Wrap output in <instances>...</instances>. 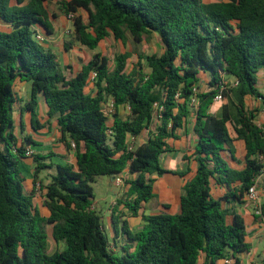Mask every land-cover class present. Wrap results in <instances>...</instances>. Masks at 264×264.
Instances as JSON below:
<instances>
[{
	"label": "trees",
	"instance_id": "obj_1",
	"mask_svg": "<svg viewBox=\"0 0 264 264\" xmlns=\"http://www.w3.org/2000/svg\"><path fill=\"white\" fill-rule=\"evenodd\" d=\"M48 2L65 16L87 13L86 22L74 17L73 28L75 39L89 49L110 36L125 45L128 32L137 42L154 37L161 53L144 58L148 71L142 57L127 71L128 51L115 56L111 70L109 59L95 53L67 78L56 56L36 39L40 31L53 33ZM262 67L264 0H0V264H217L225 259L241 264L240 255L250 248L245 221L223 203H245V192L262 167L257 110L246 107L247 98L264 103L257 88ZM92 71L94 95L85 92ZM17 81L30 84L22 111L30 113L31 127L44 126L35 112L42 98L48 117L56 118L60 142L75 145V166L47 165L52 153L33 158L35 185L43 169H55L42 186L47 217L34 208L33 192L23 187L20 162L31 141L25 136L19 144L14 133ZM219 92L223 103L212 113ZM108 100L114 106L110 135L101 110ZM121 106L129 109L125 120L118 113ZM190 119L197 136L196 169L182 186L179 211L170 213L163 204L164 211L145 214L142 206L154 198L155 179L182 175L164 169L160 157L172 151L167 140L175 139ZM19 125L23 132L21 120ZM144 130L145 141L129 150L127 136L137 139ZM230 132L244 143L240 171L223 158L234 153ZM124 172L128 188L116 204L144 224L132 231L111 212L114 235L124 243L114 250L103 216L93 208L91 183ZM212 181L228 190L224 197L210 196ZM49 244L56 247L51 253Z\"/></svg>",
	"mask_w": 264,
	"mask_h": 264
},
{
	"label": "crops",
	"instance_id": "obj_2",
	"mask_svg": "<svg viewBox=\"0 0 264 264\" xmlns=\"http://www.w3.org/2000/svg\"><path fill=\"white\" fill-rule=\"evenodd\" d=\"M215 2V1H214ZM211 3V2H209ZM43 38L44 42L48 40V36L45 35L42 31L40 33ZM264 73V67H262L259 72L257 73V83L259 81V75ZM74 75V74H73ZM72 75V76H73ZM203 81H207L206 78L202 75ZM93 83H89L86 88L85 92L91 95L95 94V85ZM14 91L17 96V102L14 107V119L16 123L15 134L18 137V143L20 144L23 137L27 136L30 138L31 143L26 145V150L32 152L31 157L24 156V158L20 162V169H21V176L23 178V187L26 193L33 192V206L34 208L44 217L49 215V211L45 206L44 203V186L48 183L49 178L51 175L55 173V169L48 167L43 169L38 174V182L36 185L34 184V156L36 155H46L48 153H52V156L45 161V163L57 165V164H70L75 166L76 158H75V149L70 147H66L63 143L60 142L61 135L59 133V129L57 126L56 118L52 117L49 118L47 115L48 107L46 106L44 100L41 98L38 101V104L35 108V112L37 118L41 124L44 126L40 129L34 130L30 124V113L28 111H22V106H25L30 99V84L23 81H17L14 84ZM248 99V98H247ZM247 99H246V107L247 106ZM223 103V102H222ZM213 104L211 106L210 112L216 113L220 108L221 104ZM120 108V107H119ZM119 113V111H118ZM262 118V116H260ZM122 119V118H121ZM127 119V118H126ZM257 120L263 121L256 117ZM23 123V132L20 131L19 121ZM125 120V119H123ZM192 122L187 123L185 127L180 129L178 132H175L176 138H170L167 140L168 145L172 148L171 152L163 153L160 157L161 166L166 170L171 171H181V177L179 175L166 173L160 178H156L153 184V192L154 196L156 193H160L161 199L160 202L166 204L169 209L170 213H177L179 211V201L180 195L176 196L177 189L181 185V193H182V186L185 182L189 181L195 174L196 165L195 162L192 160V155L194 151V147L197 142V136L192 130L193 127V119ZM113 119L111 117L107 118V126H111ZM19 130V132H18ZM230 136L232 139L231 148L233 149V154L231 155L228 152L223 154V158L228 162L230 168L240 171L244 167L245 161V149L244 143L241 140L236 139V135L234 132H230ZM186 156L188 159L185 160L183 157ZM129 177L127 172H124L122 175ZM113 180V177H110ZM125 179V178H124ZM42 185H41V184ZM128 188V185H126ZM210 196L213 199H219L224 197L227 193V189L215 184L214 181L210 183ZM262 202L264 205V194L262 195ZM152 200V199H151ZM150 200V201H151ZM149 201V202H150ZM147 202V203H149ZM165 202V203H164ZM162 203L161 206L163 205ZM250 208V210L248 209ZM93 208L95 209L94 205ZM223 208H227L232 212H235L241 215L245 221L246 225V240L250 244V248L248 252L243 253L240 255L241 264H261V260L264 257V245H263V253L261 254V258H258V247L256 242L262 239V234L264 233V225L258 224L256 221V217L250 213L251 206L245 199V203H233L227 204L223 203ZM144 210V205L142 207V212ZM161 211V210H160ZM108 217V223L105 226L109 229L110 238L113 242V245L116 246L113 249H119L124 243L123 239L119 236L114 235L111 225V210ZM159 212V211H158ZM151 214V213H150ZM258 219V218H257ZM126 220V219H125ZM131 220L135 221L134 224L139 223L138 228L136 230L133 229L131 225ZM137 220H140L137 222ZM128 225L132 231H138L142 228L144 222L142 221L140 216L132 217L128 216L127 220ZM107 231V230H106ZM261 259V260H260ZM233 262V261H232ZM217 264H224L223 261H219Z\"/></svg>",
	"mask_w": 264,
	"mask_h": 264
},
{
	"label": "rangeland",
	"instance_id": "obj_3",
	"mask_svg": "<svg viewBox=\"0 0 264 264\" xmlns=\"http://www.w3.org/2000/svg\"><path fill=\"white\" fill-rule=\"evenodd\" d=\"M201 1L204 3H209L217 0H201ZM46 6L50 14V21L53 26V33L52 35L48 36L50 38H48L47 42L46 41L44 42V38L40 34L43 38L41 41V45L44 48L52 51V53L56 56L57 62L67 78L71 77L73 74L75 75L80 70V66L88 62L92 57V55L95 53H99L102 56H105L109 59L108 65L111 70L115 66V56L121 52L128 51L130 53V58L127 61V71H130L132 69V66L137 64L138 57L143 58V60L140 61L143 70L148 71L147 64L144 58L147 55H151L154 53L155 54L161 53L160 46L158 45L154 37L143 36L142 40L137 42L128 32L125 33L126 36L125 45H123L120 41H116L112 36H110L100 41V43L95 49H89L81 45L75 39L74 28H73L74 17L80 16V18L84 22H86L87 13L82 10H79L77 14L74 16L73 15L65 16L59 10V7L54 2H48ZM89 82L93 83L92 85H94L95 81H89ZM257 88L261 93H264V73L259 75ZM222 102L223 101L221 99L220 101L215 102V104H219ZM247 106L252 110H257L258 118L263 120L264 122V103L261 99L248 98ZM110 115L109 117L112 118V116ZM119 116L122 119L128 118L129 109L127 106H121L119 108ZM260 116H262V118H260ZM190 122H192L191 119L189 120L188 123ZM146 136L147 134L146 131L144 130L141 133V135L135 140V146L144 142ZM124 178L126 179V177H123L121 185L119 186H116L114 184V181L111 180L110 177L108 176L96 177L95 180L91 183V187L93 191V205L95 207V210H97V212H99L103 216V220H102L103 227L107 230L108 235H110L109 229L105 227L108 223L107 219L110 214L108 210H111V212H113V215L115 214V216H122L120 220L123 219L127 220V217L129 216L128 212L121 204L120 205L116 204L118 200H124L126 195L127 188ZM176 189H177L176 196L181 195V185ZM160 199H161L160 193H156L154 198L149 203L143 204L144 213L150 214V213H156L160 210L164 211L162 210V206L160 204L162 202H160ZM249 206L251 205L249 204ZM248 209L250 210L249 207ZM250 213L252 212L250 211ZM255 219L258 224H262L260 219L257 218ZM139 221L140 220H137V222ZM130 222L131 225L133 226V229L136 230L139 226L138 225L139 223L134 224L133 222L135 221L133 220H131ZM256 244L259 250L258 258H261L260 256L263 253V245H264V233L262 234V239L258 240ZM55 248L56 247L53 244L48 245V251L50 253L54 251Z\"/></svg>",
	"mask_w": 264,
	"mask_h": 264
},
{
	"label": "built area",
	"instance_id": "obj_4",
	"mask_svg": "<svg viewBox=\"0 0 264 264\" xmlns=\"http://www.w3.org/2000/svg\"><path fill=\"white\" fill-rule=\"evenodd\" d=\"M36 39L41 43L42 36L37 34ZM96 80V72L93 71L90 74L89 81ZM90 83V82H89ZM222 99L221 92H219L213 99L214 102L220 101ZM191 103H194V99H191ZM156 110H160L161 108L154 104ZM102 112L108 118L109 115L112 116L114 106L111 100L102 103ZM255 124L260 128L264 140V122H260L259 120H255ZM109 130L107 134H111L110 126H108ZM135 138L131 136H127V148L132 150L135 146ZM71 147L74 148L75 145L71 142ZM27 157L32 156V152L29 150L25 151V155ZM259 160L262 161V167L258 171L257 175L253 177L251 180V184L249 185L247 191L245 192V199L251 205L252 214L261 220V223L264 225V214H263V202H262V195L264 194V153L259 156ZM113 181L116 186L121 185L122 176H113ZM224 264H232V259H225Z\"/></svg>",
	"mask_w": 264,
	"mask_h": 264
}]
</instances>
